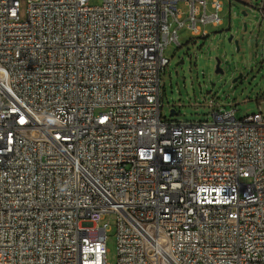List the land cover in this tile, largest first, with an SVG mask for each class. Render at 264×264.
Here are the masks:
<instances>
[{
  "label": "built area",
  "instance_id": "built-area-1",
  "mask_svg": "<svg viewBox=\"0 0 264 264\" xmlns=\"http://www.w3.org/2000/svg\"><path fill=\"white\" fill-rule=\"evenodd\" d=\"M179 1L0 0V264H109L107 214L115 264H264V114L161 115L164 47L222 23Z\"/></svg>",
  "mask_w": 264,
  "mask_h": 264
},
{
  "label": "rangeland",
  "instance_id": "rangeland-1",
  "mask_svg": "<svg viewBox=\"0 0 264 264\" xmlns=\"http://www.w3.org/2000/svg\"><path fill=\"white\" fill-rule=\"evenodd\" d=\"M101 1L88 0V4L98 5ZM220 1L222 23L204 25L206 37L192 35L186 27H181L177 30L180 46L173 42L163 49L169 63L160 74L159 98L161 115L166 119L212 120V110L232 107L236 108V117L255 112L264 114V16L254 8L259 0ZM25 3L26 0H20L21 13ZM178 5L183 11L187 8L182 0ZM243 22L246 30L242 29ZM230 33L233 40L238 39V51L233 40L227 41ZM215 57L220 59L223 73L214 72ZM209 100H213L211 107ZM172 108L175 114L171 116ZM103 221L109 225L105 233L106 261L115 264V217L107 214Z\"/></svg>",
  "mask_w": 264,
  "mask_h": 264
},
{
  "label": "water",
  "instance_id": "water-1",
  "mask_svg": "<svg viewBox=\"0 0 264 264\" xmlns=\"http://www.w3.org/2000/svg\"><path fill=\"white\" fill-rule=\"evenodd\" d=\"M241 14L242 15H246V12L245 11H241ZM242 29L243 30H246V23L243 22L242 23ZM233 40V34H229L227 36V41L228 42H231ZM233 43H234V46H235V50L238 51L239 50V45H238V39H234L233 40ZM215 65H214V72L215 73H223V70L222 68L220 67V59L218 57H215ZM179 62V61H178ZM180 62H182V60H180ZM241 75L239 74L236 78H234L232 81H235L238 77H240ZM169 114L172 116L175 114V110L172 108L170 109L169 111Z\"/></svg>",
  "mask_w": 264,
  "mask_h": 264
}]
</instances>
